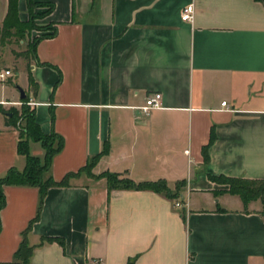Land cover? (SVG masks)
Listing matches in <instances>:
<instances>
[{"label": "crops", "instance_id": "0c3cea01", "mask_svg": "<svg viewBox=\"0 0 264 264\" xmlns=\"http://www.w3.org/2000/svg\"><path fill=\"white\" fill-rule=\"evenodd\" d=\"M42 1L54 3L43 21L57 34L37 43L29 63L37 86L26 65L24 82L14 77L42 129L64 137L54 177L77 171L108 143L95 173L181 185L172 198L110 189L105 176L82 173L51 186L35 219L39 188L5 184L0 264H23L15 252L32 221L29 264H264L262 201L246 206L211 178L264 179V1ZM189 3L193 20L182 18ZM8 4L2 0L1 19ZM19 10L29 17L27 0ZM9 90L0 94V176L27 163L1 108L22 104L19 87ZM155 91L162 105L146 114L141 106ZM30 146L44 155L39 141Z\"/></svg>", "mask_w": 264, "mask_h": 264}, {"label": "trees", "instance_id": "16d2710c", "mask_svg": "<svg viewBox=\"0 0 264 264\" xmlns=\"http://www.w3.org/2000/svg\"><path fill=\"white\" fill-rule=\"evenodd\" d=\"M264 1V0H262ZM41 4L49 6L45 12H36L35 7L39 5L38 0H27L28 14L27 19L20 17L19 0H9L8 10L3 19L2 37L17 34L25 35L27 32L31 33L33 28H36V18L49 14L54 9V3L50 1H42ZM46 26L45 28H49ZM53 31L44 33L43 35H36L29 42V48L25 51L26 56L36 54L37 43L45 37H51L57 34V27H50ZM29 81L32 86H37V82L31 72L30 64L28 65ZM22 108L20 111L16 107L5 110L7 116V123L14 125L18 128L20 133V140L18 143V150L26 155L27 163L24 169H19L15 166L10 167L7 172L0 176V214L2 208L7 203L6 194L4 191L5 184H27L34 185L40 191V204L39 213L35 217L38 218L42 208L45 196L48 189L55 185H69L73 177H77L82 173H86L94 178L105 176L108 179L109 188H149L161 192L169 197H176L181 183L178 184L176 189L170 187L165 180H140L136 181L130 177L122 176L115 171L104 170L100 173L93 171L94 166L98 162L101 154L107 152L109 145L105 143L103 150L90 157L85 165L80 167L77 171L67 172L61 179H56L52 174V161L56 153H58L64 146V137L55 130L46 133L36 117L35 108L29 103V95L23 99ZM212 134L211 141L214 139ZM31 141H39L45 149L43 156L32 153L30 143ZM207 147H204V152L207 155ZM211 178L220 182L229 184L228 190L232 193L238 194L244 204L247 206L252 200L260 199L264 206V179H254L247 177H237L228 175H211ZM264 212V209H263ZM33 222V221H32ZM32 222L23 232V240L15 252L16 258L23 264H29L32 255L33 246L27 241V231L30 229ZM2 228V221L0 215V230ZM55 237H50L53 239ZM131 263V260H130Z\"/></svg>", "mask_w": 264, "mask_h": 264}, {"label": "rangeland", "instance_id": "374dc122", "mask_svg": "<svg viewBox=\"0 0 264 264\" xmlns=\"http://www.w3.org/2000/svg\"><path fill=\"white\" fill-rule=\"evenodd\" d=\"M39 5L35 7L36 12H45L49 9L48 5L41 4L42 0H38ZM28 9V7H27ZM2 10V0H0V12ZM29 15V14H28ZM43 17L36 18V23L38 26L33 28L31 33H26L25 35H17L11 34L2 37V27H3V19L0 16V68H11L13 74L7 77L5 80H0V94L2 92L7 95L10 94L9 87L15 86L18 87L15 74L18 75V79L20 82H24L25 76L27 73L24 72L22 67L25 65L28 66L30 61L32 60L33 55L26 56L25 51L29 48V42H31L32 38L36 35H43L44 33L53 31L50 27L55 26L53 22H44ZM46 26H50L49 28H45ZM20 70V73H19ZM28 70V69H27ZM15 78V79H14ZM10 81H7V80ZM14 79V80H13ZM25 89V88H24ZM27 92V90H26ZM17 108L20 111H23L22 104H17ZM197 195V194H195Z\"/></svg>", "mask_w": 264, "mask_h": 264}, {"label": "built area", "instance_id": "2783aa9c", "mask_svg": "<svg viewBox=\"0 0 264 264\" xmlns=\"http://www.w3.org/2000/svg\"><path fill=\"white\" fill-rule=\"evenodd\" d=\"M195 16V5L194 3L187 4L182 10V18L186 20H193ZM11 68L0 69V80H5L7 77L12 75ZM162 93L160 91H155L150 93L146 97L145 103L141 106L142 110L149 114L153 108L160 107L162 105L161 101ZM223 105H228L227 100L222 101ZM177 206H183V203L180 200L176 201ZM98 263V261H96Z\"/></svg>", "mask_w": 264, "mask_h": 264}, {"label": "water", "instance_id": "95a60500", "mask_svg": "<svg viewBox=\"0 0 264 264\" xmlns=\"http://www.w3.org/2000/svg\"><path fill=\"white\" fill-rule=\"evenodd\" d=\"M19 87V90H20V97L23 99L27 96V92L26 90L21 86V85H18Z\"/></svg>", "mask_w": 264, "mask_h": 264}]
</instances>
